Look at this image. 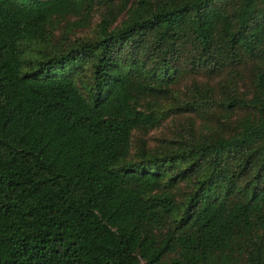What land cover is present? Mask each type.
<instances>
[{"label":"trees","instance_id":"16d2710c","mask_svg":"<svg viewBox=\"0 0 264 264\" xmlns=\"http://www.w3.org/2000/svg\"><path fill=\"white\" fill-rule=\"evenodd\" d=\"M0 264H264V0H0Z\"/></svg>","mask_w":264,"mask_h":264},{"label":"rangeland","instance_id":"374dc122","mask_svg":"<svg viewBox=\"0 0 264 264\" xmlns=\"http://www.w3.org/2000/svg\"><path fill=\"white\" fill-rule=\"evenodd\" d=\"M158 134V132H155V131H153V132H151L149 135H148V137L146 138L150 143H153V141L156 139V136L155 135H157Z\"/></svg>","mask_w":264,"mask_h":264}]
</instances>
